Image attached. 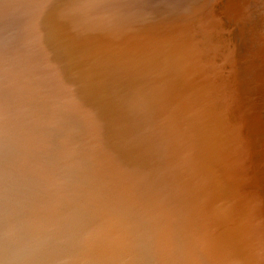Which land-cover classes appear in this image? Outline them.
Wrapping results in <instances>:
<instances>
[{"label":"water","instance_id":"obj_1","mask_svg":"<svg viewBox=\"0 0 264 264\" xmlns=\"http://www.w3.org/2000/svg\"><path fill=\"white\" fill-rule=\"evenodd\" d=\"M123 97L170 155L160 180L186 186L162 245L125 246L139 163L97 115ZM261 104L264 0H0L1 241L45 222L35 264H264V198L227 177L257 176ZM95 221L104 236L66 232Z\"/></svg>","mask_w":264,"mask_h":264},{"label":"bare ground","instance_id":"obj_2","mask_svg":"<svg viewBox=\"0 0 264 264\" xmlns=\"http://www.w3.org/2000/svg\"><path fill=\"white\" fill-rule=\"evenodd\" d=\"M121 105L120 120L114 116L116 114L110 106L105 111L97 110V115L107 118L117 135V149L120 155L124 158L133 157V162L139 163V169L134 168L127 185L129 217L122 226L133 230L134 233L132 239L125 241V246L140 243L162 245L165 237L160 233L159 227L161 224L171 226L175 224L177 214L183 205L181 198L186 186L171 185L160 180L158 175L160 168L163 166L169 168L171 161L169 153L163 149L158 135L132 107L129 98L123 97ZM256 112L263 115L264 104H261ZM256 141L258 147L253 155L257 165V176L249 179L239 166L227 173L230 189L240 198L256 196L264 198V127ZM240 154L245 156L248 152L241 150ZM145 192L153 195L151 203L145 201L143 197ZM37 227V234H34L36 229L30 225L23 227L19 240L13 245L4 244L0 237V264H35L42 248L46 246L48 240L55 237L45 222H40ZM107 229L108 225L105 222L95 221L70 226L66 232L71 238L77 239L84 234L90 240L93 237L104 236ZM32 236L35 244L29 245V238ZM104 258L117 262L120 260V254L110 249L104 253Z\"/></svg>","mask_w":264,"mask_h":264}]
</instances>
